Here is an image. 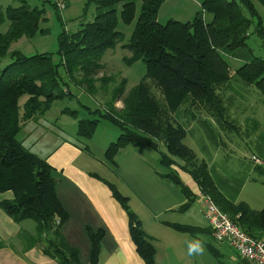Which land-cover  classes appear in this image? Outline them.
Returning <instances> with one entry per match:
<instances>
[{"label": "trees", "instance_id": "16d2710c", "mask_svg": "<svg viewBox=\"0 0 264 264\" xmlns=\"http://www.w3.org/2000/svg\"><path fill=\"white\" fill-rule=\"evenodd\" d=\"M43 1L61 10L52 1ZM134 1L87 0L86 4H95L97 13L73 32L65 27L58 32L60 63L52 59L50 51L28 55L19 50H9L10 44L23 35L31 37L47 30L41 25V20L46 19V8L33 6L28 0L0 5V57L8 53L12 57L11 63L0 69V191H13L11 198L1 199L0 206L16 222L32 218L37 224L36 232L29 234L23 231L18 235L26 246L31 247L47 238L43 237L46 233L50 234L43 248L61 264H80V249L71 245L61 232L69 218V211L57 196L55 167L31 148L25 147L16 135L27 121L46 112L56 98L69 94V88L56 90L59 80L63 79L60 64L68 80L87 90V93L99 89L107 91L113 76L100 75L105 65L101 62V55L124 37V33L116 28L118 12L115 4L122 2L119 16L124 22L131 23L136 19L137 5ZM162 1H141L136 27L124 44L131 51L128 62L137 59L145 61L146 73L142 81L125 95L126 81L121 79L111 91L108 111L101 113L100 108H90L99 113L100 118L118 124L121 129L118 138L108 143L104 158L116 166V153L125 146L148 145L158 149L161 163L168 168L162 176L176 183L187 198L178 207L181 211L188 208L197 195L181 179L176 167L189 172L199 185L200 194L211 196L240 228L257 238L264 237V206L256 209L236 198L238 186L232 192L226 183L220 184L209 162L200 159L194 149L183 141L194 121L185 120L183 116H180L182 121L173 117L185 104L186 112L204 120L206 124L203 128L214 134L219 131L216 122L221 128L234 124L235 117L231 113L233 102L229 98L242 99L258 91L264 95L263 57L255 56L232 68L223 52L248 43L246 37L250 23L258 13L256 1L264 6V0H200L201 8L192 19L169 18L166 22H161L157 16ZM5 20L8 26L2 30ZM260 22H257V30L264 37ZM22 94L27 97L20 110L19 97ZM255 96L254 100L262 101L258 95ZM121 99L122 105L116 106L115 103ZM64 112L78 116L77 109L66 108ZM77 121L78 139L79 136L90 138L99 117ZM217 141L221 143L222 140ZM261 145L264 152V142ZM255 156L263 160L264 156L253 154L251 157L255 169H262L264 163L255 164ZM92 174L103 179L97 173ZM103 182L108 183L112 195L126 209L129 233L144 264H156L154 238L145 231L138 214L129 206V196L105 178ZM169 224L194 235L207 233L208 230L211 234L212 231L210 227L207 229L200 225ZM86 231L90 238L89 264H99L103 229L93 230L88 226ZM3 244L4 241L0 240V246ZM208 246L219 257L214 246Z\"/></svg>", "mask_w": 264, "mask_h": 264}, {"label": "rangeland", "instance_id": "374dc122", "mask_svg": "<svg viewBox=\"0 0 264 264\" xmlns=\"http://www.w3.org/2000/svg\"><path fill=\"white\" fill-rule=\"evenodd\" d=\"M28 1L33 4V6L37 5L46 8V19L41 20V25L47 28V30L43 33L37 32L36 35L31 37L23 35V37H20L10 44L9 50H19L28 55L50 51L52 52V59L58 63H60L58 32H60L63 27L73 32L81 26L82 22L92 20L93 16L97 13L95 4L92 2L86 4L87 0H65L66 5H64L63 9L60 11L43 0ZM141 1L142 0L134 1L137 5L135 13L136 19L134 18L131 23L124 22L119 16L123 6L122 2H117L115 4L118 12V25L116 28L124 33V37L118 40L112 48H107L101 55V62L105 65L103 67L104 71H102L100 75L112 74L113 76V79L107 85V91H105V89H99L93 91V93H87V90L68 80L67 74L60 64L59 71L63 79L59 80L56 90L69 88L70 92L69 94H64L63 97L56 98L51 106L46 109V112L42 114V122L45 126H49L50 122L54 123L57 127L63 126L65 129L64 133L62 132L63 134L73 136L71 138L75 140L80 139L81 142L78 141V143L82 145L92 146L91 149L94 152V157H97L101 152L103 155L104 143L110 140L115 141L120 135L121 129L118 124H114L106 118H100V114L91 111L90 108H100L101 113L108 111L110 108L108 101L111 97V91L121 82L120 80L124 78L126 81L124 90V94L126 95L129 90L142 81L141 79L146 73L145 61L143 59H137L133 62L127 61L131 51L124 45L128 39L131 38L134 31L133 29L136 27L137 14L140 12L142 5ZM10 3L19 4L20 0H0V5L3 6L9 5ZM160 4L157 16L161 22H166L169 18L183 21L192 19L194 13L201 8L200 0H163ZM256 4V12L258 13L253 17V22L250 23L249 35L246 37L248 43L238 48L226 51L223 50L224 56L227 58L232 68L239 67L241 62L244 60H251L255 56H262L264 59V37H262V34L257 30V22H259V20H261L260 25L264 28V6L258 1H256ZM7 26L8 23L7 20H5L1 29L6 30ZM11 59L10 53L0 57V69L4 68L9 62L11 63ZM255 95H258V97L264 101V95L259 91L257 94H250L249 97L242 99H239V97L229 98L233 102V111L231 113L233 117H235L234 124L233 126H224L221 128L222 126L220 127L216 122L215 126L219 131L213 133L215 136L217 135V138L212 134L211 130L206 131L205 128H203L206 124L204 120L202 121V119L193 116L194 113L192 112H186L185 104L180 107L177 113L173 114V117L182 121L180 116H183L185 120L194 121L191 123L190 130L186 137L183 138V141L194 149V152L200 159L204 158V160L206 159L209 162L208 164L212 168L215 179L222 185L226 183L229 186V191L232 192H235L234 188L238 186V191L236 193V198L238 200L241 199L246 201L252 207L261 208L264 206V164L261 166L262 169H255L251 157L253 154L264 156V152L261 150V143L264 142V102L254 100L257 98ZM26 97V94H22L19 97L20 110L24 107ZM256 102H258V104H256ZM122 103V99L118 100L120 106ZM66 108L77 109L78 116L75 117L68 112L63 113ZM203 115L204 111L202 112V116ZM93 117H99V122L95 129H93V134L90 138L79 136V139H76L78 136L76 134L78 129L77 120ZM31 131V126H29V124L25 126L24 124L16 136L22 140L25 137L24 135H29ZM218 139L222 140L221 143L217 141ZM42 141L40 147L46 142V138H43ZM141 146L143 147L141 151L132 150L128 155L124 154L126 152L120 154L119 157H121V160L119 163L121 162V168L119 170L125 181L132 180L133 183L130 185V188L136 189L135 181H139L145 193L155 196L151 191L152 179L158 177L157 175L162 176V173L165 171L167 172L168 168H165L164 164L161 163L158 149H153V147L148 145ZM96 159L101 161L98 157ZM142 159L151 164L150 168L153 171L152 177L148 173L142 176L139 173V168V170L142 168L144 169V162H142ZM125 160H130L132 162L129 165L128 163L124 165L122 162H125ZM113 169L117 171V168ZM180 176H182V172ZM173 185L177 187L176 191L181 193V189L178 188L179 186H177L176 183ZM173 195L175 194L171 190L168 191L167 196L171 197ZM193 203L194 202H191L190 206L184 209L182 215H178L180 218H187L193 220V222H195L196 219L194 220L192 216L197 215V220L203 222L204 217L203 211L201 210V206L203 205L202 200L200 199L197 203ZM30 221L34 223L32 218L29 219V222ZM33 230L35 231V229ZM195 236H197L199 243L203 244L205 242L207 244L210 255H213L217 263H219L218 258L212 253V249L210 250L208 246V244L214 245L218 241L213 239L214 237H212L209 232H200L199 234H195Z\"/></svg>", "mask_w": 264, "mask_h": 264}, {"label": "crops", "instance_id": "0c3cea01", "mask_svg": "<svg viewBox=\"0 0 264 264\" xmlns=\"http://www.w3.org/2000/svg\"><path fill=\"white\" fill-rule=\"evenodd\" d=\"M115 105L120 106L118 101ZM42 118V115H39L26 122L31 126L32 131L29 135H24L22 142L25 147L31 148L55 167L54 173L58 179L56 182L57 196L61 199L65 209L69 211V218L64 222L61 232L71 245L80 249V264H89L90 238L86 231L88 226L92 227L93 230L103 229L101 250L98 255L99 264H144L131 233H129L128 213L120 201L112 195L108 183L103 182L104 178L108 182L114 183L121 193L129 196V206L138 214L145 231L154 238L153 242L157 249L156 264L246 263L227 242H217L213 245L219 254V257L215 255L218 258L219 263H217L216 258L210 255L207 244L205 242L199 243L198 235L195 236L189 231H180L170 224L168 225L169 222H178L193 226L200 225L207 229L210 226L208 218L205 217V205L203 203L201 206L203 222L197 220V215L192 216L194 220L196 219L195 222L187 218H180L178 214L182 215L184 210L181 211L178 207L187 198L182 191L181 193L176 191L177 187L173 185L174 182L171 180H166L159 175L152 179L151 191L155 196L145 193L139 181H135L136 189L130 188L133 182L131 179L125 181L122 177L119 170L121 168V162L119 163L121 157L119 156L123 152L128 155L132 150L141 151L142 146H137V148L134 145H128V147L125 146L120 149L116 153L117 165L115 166L104 158L107 144L112 140L104 143V153L103 155L102 152L98 154L97 157L101 160L98 161L97 157L93 156L92 146L82 147V144L78 143L80 140L72 139L73 136L63 134L65 130L63 126L57 127L52 122L49 126H45ZM43 138H46V142L40 147ZM126 148L133 149L127 150ZM131 162L125 160L122 163L129 165ZM142 162H144V169L139 170V168V173L141 176L148 173L152 177L151 164L144 159ZM113 168H117V171ZM176 168L179 175L182 172L181 179L197 195L194 203L202 200L199 185L195 179L191 178V174L184 169ZM92 173H97L103 179ZM170 190L175 195L167 196ZM12 195V190L0 191V201L4 198H11ZM36 229L35 221L34 223L29 222V219L26 218L16 222L0 206V240L4 241V244L0 246V264H61L43 248L50 234L46 233L43 237L47 236V238L41 239L39 243L31 245V247L26 246L18 236L23 231L34 233Z\"/></svg>", "mask_w": 264, "mask_h": 264}, {"label": "built area", "instance_id": "2783aa9c", "mask_svg": "<svg viewBox=\"0 0 264 264\" xmlns=\"http://www.w3.org/2000/svg\"><path fill=\"white\" fill-rule=\"evenodd\" d=\"M56 7L63 9L65 0H48ZM254 163L263 164L264 160L253 157ZM205 205V217L208 218L214 239L218 242L229 243L235 252L245 260V264H264V237L254 236L232 221L227 212L222 210L209 195H201Z\"/></svg>", "mask_w": 264, "mask_h": 264}]
</instances>
